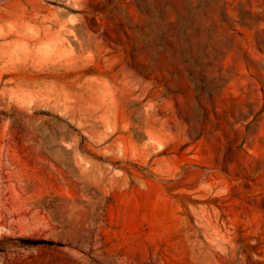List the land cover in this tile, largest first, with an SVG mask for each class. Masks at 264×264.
<instances>
[{
    "label": "rangeland",
    "instance_id": "rangeland-1",
    "mask_svg": "<svg viewBox=\"0 0 264 264\" xmlns=\"http://www.w3.org/2000/svg\"><path fill=\"white\" fill-rule=\"evenodd\" d=\"M0 264H264V0H0Z\"/></svg>",
    "mask_w": 264,
    "mask_h": 264
}]
</instances>
